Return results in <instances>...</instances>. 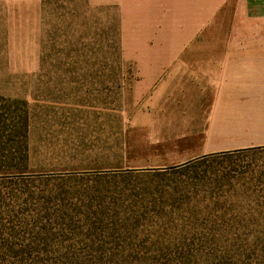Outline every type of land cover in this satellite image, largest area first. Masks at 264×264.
<instances>
[{"label":"rangeland","instance_id":"374dc122","mask_svg":"<svg viewBox=\"0 0 264 264\" xmlns=\"http://www.w3.org/2000/svg\"><path fill=\"white\" fill-rule=\"evenodd\" d=\"M121 6L0 0V264H264V124L190 128Z\"/></svg>","mask_w":264,"mask_h":264},{"label":"crops","instance_id":"0c3cea01","mask_svg":"<svg viewBox=\"0 0 264 264\" xmlns=\"http://www.w3.org/2000/svg\"><path fill=\"white\" fill-rule=\"evenodd\" d=\"M118 1L164 11L165 24L179 28L164 38L166 48L133 57L156 99L203 117L205 125L190 128L210 136L225 125L264 124V0Z\"/></svg>","mask_w":264,"mask_h":264}]
</instances>
